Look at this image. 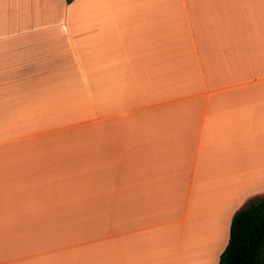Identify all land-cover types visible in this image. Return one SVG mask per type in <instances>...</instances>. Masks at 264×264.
<instances>
[{"label": "crops", "instance_id": "obj_1", "mask_svg": "<svg viewBox=\"0 0 264 264\" xmlns=\"http://www.w3.org/2000/svg\"><path fill=\"white\" fill-rule=\"evenodd\" d=\"M260 196L264 0H0V264H217Z\"/></svg>", "mask_w": 264, "mask_h": 264}, {"label": "trees", "instance_id": "obj_2", "mask_svg": "<svg viewBox=\"0 0 264 264\" xmlns=\"http://www.w3.org/2000/svg\"><path fill=\"white\" fill-rule=\"evenodd\" d=\"M217 264H264V197L234 213Z\"/></svg>", "mask_w": 264, "mask_h": 264}, {"label": "rangeland", "instance_id": "obj_3", "mask_svg": "<svg viewBox=\"0 0 264 264\" xmlns=\"http://www.w3.org/2000/svg\"><path fill=\"white\" fill-rule=\"evenodd\" d=\"M96 186H91V188H95ZM262 196L259 197L261 199ZM100 199V198H98ZM256 199V200H259ZM82 206L78 207L81 209H67L69 212V216L65 217L63 215L62 209L60 213H56L54 217L55 226H62L64 221L66 220L67 224L70 225L73 236H76V232L84 233L86 231L87 236H96L98 234L104 233H96L97 231L110 230L108 227L113 223L114 217V208L115 201H102V200H94V201H81L77 202ZM249 203V202H248ZM75 204V202H72ZM46 236L48 234H42V236ZM61 235V234H60Z\"/></svg>", "mask_w": 264, "mask_h": 264}]
</instances>
